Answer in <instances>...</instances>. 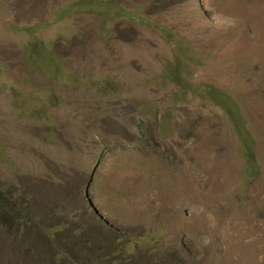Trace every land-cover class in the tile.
<instances>
[{
  "label": "rangeland",
  "instance_id": "obj_1",
  "mask_svg": "<svg viewBox=\"0 0 264 264\" xmlns=\"http://www.w3.org/2000/svg\"><path fill=\"white\" fill-rule=\"evenodd\" d=\"M105 160L108 191L162 193L137 248L96 220ZM0 187V264H264V0H0Z\"/></svg>",
  "mask_w": 264,
  "mask_h": 264
},
{
  "label": "crops",
  "instance_id": "obj_2",
  "mask_svg": "<svg viewBox=\"0 0 264 264\" xmlns=\"http://www.w3.org/2000/svg\"><path fill=\"white\" fill-rule=\"evenodd\" d=\"M54 159L56 162H61L62 157L59 152L55 151ZM103 165L104 181L102 183H100V181H96L95 183V188H99H97V193L99 195L96 197H99L96 198L97 202L95 207L97 210L96 212L100 215V217H96V220L101 221L108 228H112L113 230L120 229L124 230L126 233L136 235H145L150 233L153 227L170 224L168 217L166 216L167 209L164 208V216H159L158 209L153 205L155 204L157 206L158 204L155 203L154 200L158 201L161 199L160 196L157 197L154 195L159 194L160 191L156 190V192H150L151 188L149 189L148 187L147 194L149 195L145 197L143 188L133 186L130 188L129 192L126 190L122 191L120 190L121 188L117 189L120 190V196H117L116 190H107V160L103 161ZM82 168H85L84 164ZM43 173H45V175L47 174V176L56 175L55 179L59 180L57 177V171L50 175L46 172ZM58 184L56 186H58ZM91 187L94 188L92 185ZM123 189H128V187H123ZM152 190H155L154 187H152ZM163 193H166V191H163ZM40 202L42 209H45L46 211H52V209H56V211H58L60 209V203H62V205L67 204L65 199L60 197L59 193L54 195L53 192H49L44 188V186L41 187L40 190ZM145 204L149 205L148 208H145Z\"/></svg>",
  "mask_w": 264,
  "mask_h": 264
},
{
  "label": "trees",
  "instance_id": "obj_3",
  "mask_svg": "<svg viewBox=\"0 0 264 264\" xmlns=\"http://www.w3.org/2000/svg\"><path fill=\"white\" fill-rule=\"evenodd\" d=\"M134 17L140 22H143L146 24H152V22L143 14H136L134 15ZM39 49H40L39 47H35L36 52H39ZM45 54L47 53L45 52ZM38 57L34 59L32 55L29 56L31 63L34 66L35 65L37 66L40 64L38 61ZM174 76H175V80L179 82V85H183V86L185 85L184 79H180L176 77V73L174 74ZM201 96L210 98L217 105L221 106L225 110V112L229 116V119L233 123L235 131L237 132L239 136V139L241 142V150L244 156L246 157V163H247L246 172L248 175H252L256 173L258 170V164H259L257 157H256V150H255L256 141L250 129L248 128V120L242 111V107L240 103L234 99L231 93L221 90L220 88L214 85H209L206 93L201 94ZM0 198L3 200H7V196L5 195V192H3L2 187H0ZM133 237L134 236L131 235L128 238L129 239L128 243H133ZM145 240L150 241L149 234L143 235L142 238L137 239L135 241L136 243L135 248H137L139 244L143 243ZM132 256H133L132 252H130L126 257L122 258L121 261H119L120 263H116V264H124L126 262H129Z\"/></svg>",
  "mask_w": 264,
  "mask_h": 264
}]
</instances>
